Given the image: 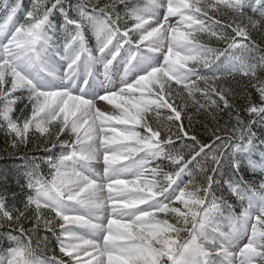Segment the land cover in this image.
<instances>
[{"label":"snow or ice","instance_id":"obj_1","mask_svg":"<svg viewBox=\"0 0 264 264\" xmlns=\"http://www.w3.org/2000/svg\"><path fill=\"white\" fill-rule=\"evenodd\" d=\"M20 8L0 23L25 165L23 198L0 185V264H264V0Z\"/></svg>","mask_w":264,"mask_h":264},{"label":"trees","instance_id":"obj_2","mask_svg":"<svg viewBox=\"0 0 264 264\" xmlns=\"http://www.w3.org/2000/svg\"><path fill=\"white\" fill-rule=\"evenodd\" d=\"M8 3L9 5H16L20 4L21 8L18 15V23L23 22L25 13L31 9L33 0H0V7L3 3ZM77 0H73V3H76ZM253 92V95H255L254 90H251ZM23 107L21 103H17L15 106V110L13 112V115H19L20 108ZM186 123V121H185ZM259 125H256L254 130L259 133ZM6 149L10 150V145L6 142L5 135L3 131H0V185H3L5 181H7L8 185L15 189L23 198V193L20 192V189L18 187V181L20 183L24 182L25 177V165L22 160L19 159L18 156H11L8 154ZM35 154L37 156L44 155L43 151H34L30 150L28 152L29 155ZM258 159V156L254 157ZM246 164V162H245ZM45 171L47 169L45 168ZM253 173L250 171L247 172V177L251 178L253 177ZM228 176L227 174L224 176V179L227 180ZM41 234L43 235V229H41ZM58 252V249H57Z\"/></svg>","mask_w":264,"mask_h":264},{"label":"rangeland","instance_id":"obj_3","mask_svg":"<svg viewBox=\"0 0 264 264\" xmlns=\"http://www.w3.org/2000/svg\"><path fill=\"white\" fill-rule=\"evenodd\" d=\"M5 5H9L7 2L6 3H3L0 7V23H3L4 21V18L6 16V13H5Z\"/></svg>","mask_w":264,"mask_h":264}]
</instances>
